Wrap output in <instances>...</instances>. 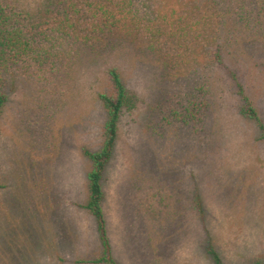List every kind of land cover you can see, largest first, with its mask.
Returning <instances> with one entry per match:
<instances>
[{
  "label": "rangeland",
  "instance_id": "374dc122",
  "mask_svg": "<svg viewBox=\"0 0 264 264\" xmlns=\"http://www.w3.org/2000/svg\"><path fill=\"white\" fill-rule=\"evenodd\" d=\"M38 2L17 0L50 55L0 89V264L102 256L86 151L104 144L113 67L137 97L104 184L114 260L215 264L212 245L223 264L264 261V138L232 75L264 121V0Z\"/></svg>",
  "mask_w": 264,
  "mask_h": 264
},
{
  "label": "trees",
  "instance_id": "16d2710c",
  "mask_svg": "<svg viewBox=\"0 0 264 264\" xmlns=\"http://www.w3.org/2000/svg\"><path fill=\"white\" fill-rule=\"evenodd\" d=\"M38 3H40V0ZM49 10L50 8L47 7L46 11ZM62 13L64 12L60 9L59 14ZM127 13H130L135 17L138 14V11L133 13V11L129 9ZM68 15L69 14L67 13L63 15L66 20H69ZM109 21L110 20H108V22ZM62 22L63 21L59 22V24ZM41 26L43 25H39L34 19V14L29 12L28 9L20 7L17 4V0H0V89L1 87H5L4 84H7L8 80L12 77L14 69L18 67H26L29 62L32 63L50 55L47 46H45L46 44L42 43V41L40 42L37 37V31H39L37 28H41ZM49 27H51V29L44 28V30H42L46 38H48V35L54 30L52 26ZM197 71L198 69L194 72ZM232 75L237 83L238 92L242 95V98L245 101L242 113L249 118L254 119L259 124L262 131V137L264 138V121L258 115L250 98L244 94V88L242 83L238 81L237 73L233 71ZM109 76L113 85V92L100 94V98L107 113V120L104 127V144L101 150L97 152L86 151V154L92 160L93 167L88 174L89 200L84 207L97 221L98 233L103 249L102 256L91 260V262L118 264L112 256L111 243L108 237L106 219L103 210V201L105 199L103 182L107 166L114 155L115 145L118 139V127L122 113L124 109H132L136 106L137 97L136 93L132 92L127 87L116 67L110 69ZM204 88L205 87L201 86L198 88V91H204ZM6 101V93L0 91V115L2 107ZM192 106L194 108L196 103H193ZM207 249L213 254L215 264H223L221 257L217 254L212 245L208 246ZM254 264H264V261H258Z\"/></svg>",
  "mask_w": 264,
  "mask_h": 264
},
{
  "label": "crops",
  "instance_id": "0c3cea01",
  "mask_svg": "<svg viewBox=\"0 0 264 264\" xmlns=\"http://www.w3.org/2000/svg\"><path fill=\"white\" fill-rule=\"evenodd\" d=\"M105 177H106V174H105ZM104 184H105V179H104V182H103V189H104V192H105V187H104ZM106 193V192H105ZM103 204H104V201H103ZM104 207V206H103ZM103 210H104V208H103ZM105 214V213H104ZM94 217V216H93ZM94 219H95V217H94ZM106 219V218H105ZM96 221V220H95ZM97 222V221H96ZM107 225V224H106ZM97 230H98V228H97ZM108 231V230H107ZM109 237V236H108ZM111 250H112V246H111ZM102 251H103V249H102ZM113 256V255H112ZM101 257V256H100ZM95 264H100V263H95Z\"/></svg>",
  "mask_w": 264,
  "mask_h": 264
}]
</instances>
